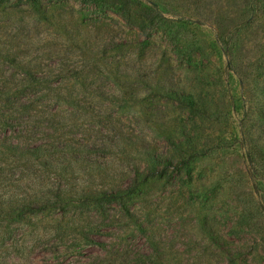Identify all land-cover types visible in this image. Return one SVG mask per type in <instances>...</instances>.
Wrapping results in <instances>:
<instances>
[{"label":"rangeland","instance_id":"obj_1","mask_svg":"<svg viewBox=\"0 0 264 264\" xmlns=\"http://www.w3.org/2000/svg\"><path fill=\"white\" fill-rule=\"evenodd\" d=\"M48 1L63 22L75 26L78 45L87 44L85 51L31 14L27 0H0V47L12 49L32 65L36 77L50 80L63 93L79 81L93 87L84 97L89 113L46 92L30 94L26 111L10 109L6 98L23 75L0 61V135L30 147L92 146L101 142L102 129L113 121L164 161L158 171L161 181L133 208L134 217L117 204H104L96 210L77 206L40 216L27 213L24 225L6 223L0 210V264H93L97 257L102 264H264L262 242L238 224L241 208L235 194L238 190L251 199L253 193L264 203V172L254 173L248 158L252 148L264 150V141L256 139L264 127V0H148L160 18L142 32L101 6ZM218 24L231 28L230 57L217 42ZM171 28L179 35H171ZM103 62L119 66L124 77L140 79L142 87L121 79L134 99L117 92ZM158 82L198 99L212 98L220 121L203 124L179 102L157 96L151 86ZM97 91L108 101H98ZM173 132L201 136V161L193 173L182 159L165 162L172 156L167 137ZM131 164L122 168L127 176L136 173ZM60 188L61 182L54 183L53 189ZM62 212L65 222L73 220L85 232L95 227L90 238L103 240L105 249L71 234L61 243L49 223ZM136 218L156 236L163 250L159 260L145 263L143 255L153 256V250L133 223Z\"/></svg>","mask_w":264,"mask_h":264},{"label":"trees","instance_id":"obj_2","mask_svg":"<svg viewBox=\"0 0 264 264\" xmlns=\"http://www.w3.org/2000/svg\"><path fill=\"white\" fill-rule=\"evenodd\" d=\"M76 1L86 5L101 6L105 11L110 10L119 15L128 26L140 32L145 31L150 25H155L160 18L155 4H151L148 0ZM50 3L53 2L48 0H27L31 14L44 23L56 26L68 41H72L74 45L77 44L85 51L87 44L78 45L80 38L76 34L80 33L76 32L75 26H69L63 22L57 14L56 7L51 6ZM248 23L252 24L250 18ZM170 32L171 35H179L176 29L171 28ZM230 32L231 28L224 30L223 24H218L216 30L217 42L227 52L228 57L231 56V49L228 46ZM87 53H89V48ZM97 56L98 54H95L96 58ZM0 61L23 75L20 82L16 83L15 91L6 98L9 102L8 106L11 107L10 109L26 111L30 107V104H27L29 103L28 96L30 94L35 95L46 92L53 97L52 99L71 109L84 114L89 113L90 107H87L84 97L93 87L79 81L77 82L79 85L75 84L72 90L63 93L53 86L54 84L50 80L36 77L32 65L24 62L12 49L0 47ZM103 65L114 76L115 79H109L117 92L124 97L129 95L131 96L130 99H134L132 98L134 92L129 91L121 79L132 80L138 83L139 87H142L143 84L140 79L122 76L119 66L116 68L108 65L107 62H103ZM151 87L157 96L168 101L179 102L203 124L209 120L220 121L221 113L218 112V107L216 106L218 103L212 104V98L208 100L198 99L192 92L183 91L180 93L161 82L153 84ZM95 96L98 101H108L105 94L100 91L95 92ZM209 105H211L212 109L209 108ZM260 112L264 117V108ZM113 123V121L110 122L109 127L102 129V133L105 136H103L100 143L97 142L92 146L77 147L72 143L61 145L54 143L48 146L40 144L30 147L20 142L14 143L9 138L0 135V210L3 213L4 221L9 224L26 225L25 217H27V213L40 216L50 212L66 211L69 207L77 206L96 210L103 209L104 204H117L126 213L134 217L133 208L159 188L161 177L158 176V171L164 161L150 152L142 144L141 139L134 141L129 137L130 135H126L123 132L121 126ZM6 125H10V123H6ZM260 129L261 136L256 139L264 141V127ZM173 133L172 137H167L169 145H171L172 156L171 158L169 156L165 162L172 163L171 161L175 159H182L188 172L193 173L201 161L197 157L198 145L202 140L201 136L198 133L193 136L186 135L185 132ZM248 137H251V134ZM176 139L177 142H175ZM92 155L103 157V161H99L100 157L94 160ZM193 157L196 159L192 162L190 159ZM248 158L254 173L264 172V150L254 147L249 152ZM129 163H132L131 166H134L136 171L133 176L125 175L122 169ZM252 177L255 179L253 174ZM48 182H50L51 187ZM58 182L63 184V188L53 189L54 183ZM25 188L31 191L17 193V191ZM75 188H78L79 191L75 190ZM251 189L252 191L255 190L257 194L262 191L253 186H251ZM235 194L241 208L238 218L239 226L243 228L242 231L254 234L264 246L263 200L256 199L253 193L251 194V199L245 198L238 190ZM55 215L57 216H54V222L49 223L51 225L50 233L55 235L61 243H66L69 240V234H71L76 239L88 241L86 244L88 246L105 249L106 243L103 240L90 238L92 233L95 232V227L85 232L77 222L73 220L65 222L66 216L64 212ZM108 219L104 218V221ZM133 223H135L138 231L147 237L146 241L153 250V256H150L151 254L143 255L145 263L159 260L163 250L159 242L156 241V236L149 234L150 232L145 227V221L141 223L136 218ZM32 225L38 224L34 222ZM103 262L105 261L97 257L93 264H102Z\"/></svg>","mask_w":264,"mask_h":264}]
</instances>
